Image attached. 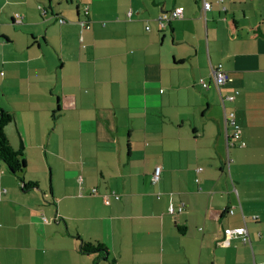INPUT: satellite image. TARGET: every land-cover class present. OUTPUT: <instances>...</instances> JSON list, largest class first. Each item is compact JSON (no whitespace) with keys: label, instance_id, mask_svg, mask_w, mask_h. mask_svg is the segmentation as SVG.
Returning <instances> with one entry per match:
<instances>
[{"label":"crops","instance_id":"obj_1","mask_svg":"<svg viewBox=\"0 0 264 264\" xmlns=\"http://www.w3.org/2000/svg\"><path fill=\"white\" fill-rule=\"evenodd\" d=\"M206 1L0 0L4 131L38 184L0 161V264H264V0Z\"/></svg>","mask_w":264,"mask_h":264},{"label":"built area","instance_id":"obj_2","mask_svg":"<svg viewBox=\"0 0 264 264\" xmlns=\"http://www.w3.org/2000/svg\"><path fill=\"white\" fill-rule=\"evenodd\" d=\"M210 7H211L210 2L203 0V2H202L203 11L205 12V11L209 10ZM182 14H183V7L178 6V7H175L174 9H172L171 11H169L168 13L161 14L157 18V22H158L159 26H163L166 21H169L170 19L178 18V17L182 16ZM16 16L19 17V15H16ZM17 21H20V19H18ZM59 22L65 23L66 19L60 17ZM81 25H84V22H81ZM147 28H149V27L147 26ZM211 74L213 77L214 84L218 89L220 87H222L228 79L226 72L224 71L223 67L220 64L217 66L211 67ZM200 82H201L203 87H207V83H205L202 80H200ZM226 99L231 101L234 99V96L233 95H227ZM224 117H225V125L229 124L233 127V132L231 134V139H232L231 144L243 146L244 142L240 138V129H239V126L235 122L234 113L233 112H230L229 114L224 113ZM196 171L197 172L201 171V168L200 167L197 168ZM160 175H161V167L159 165H157V166H155V168L151 174L152 182L153 183L157 182L160 178ZM113 194H114V196H113L114 198L117 199L119 197L118 193L115 192ZM104 202L105 203L110 202V198L108 195L104 196ZM181 210H182V206H179L177 208L173 204H169V206H168V211L170 213L180 212ZM229 211L232 212L231 209ZM223 235L225 237H227L228 239L232 236H237V235H243V237L245 238L246 228L244 226L227 227V228L223 229Z\"/></svg>","mask_w":264,"mask_h":264},{"label":"trees","instance_id":"obj_3","mask_svg":"<svg viewBox=\"0 0 264 264\" xmlns=\"http://www.w3.org/2000/svg\"><path fill=\"white\" fill-rule=\"evenodd\" d=\"M38 8L40 9L41 15L44 16L45 11H46L45 7L42 5H39ZM58 21H59V19H58ZM12 120H13L12 114L10 112L0 108V161H2L3 164H5L6 168L9 170V172H11L12 174H14L18 177V180L21 183V189L24 191H27V190H30V189L37 187L38 184H37V181H31V180L25 181L21 177V174L24 172V170L26 168V161L23 158L22 154L19 151L15 150L11 146L8 138L5 135V131H4L5 126L7 124H9ZM154 168H153V170H154ZM151 182H152V180H151ZM157 182H155V183H157ZM155 183H153V184H155ZM92 191H95V188H93ZM115 192L116 191L112 190L109 193L103 194V196H102L103 198L105 195H108L110 198L109 203H105L104 200H103V202L105 204H110L111 199H116L113 197L114 196L113 193H115ZM75 238L80 239L79 235H76ZM80 250L82 253L101 254L103 258H107V254H108L107 247L103 243L98 242V241H96V242H84V241H82L80 244ZM110 264H115V260L111 259Z\"/></svg>","mask_w":264,"mask_h":264},{"label":"rangeland","instance_id":"obj_4","mask_svg":"<svg viewBox=\"0 0 264 264\" xmlns=\"http://www.w3.org/2000/svg\"><path fill=\"white\" fill-rule=\"evenodd\" d=\"M160 166V165H159ZM161 167V166H160ZM161 171H162V168H161ZM196 180V179H195ZM196 181H198V179L196 180Z\"/></svg>","mask_w":264,"mask_h":264}]
</instances>
